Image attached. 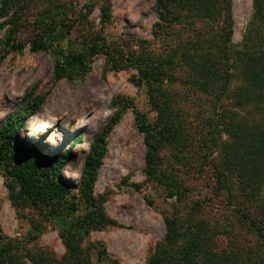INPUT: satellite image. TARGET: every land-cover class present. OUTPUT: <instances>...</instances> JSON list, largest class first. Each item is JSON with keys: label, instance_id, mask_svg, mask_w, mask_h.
<instances>
[{"label": "rangeland", "instance_id": "374dc122", "mask_svg": "<svg viewBox=\"0 0 264 264\" xmlns=\"http://www.w3.org/2000/svg\"><path fill=\"white\" fill-rule=\"evenodd\" d=\"M66 1L74 2L78 10L87 2ZM105 1L111 3L113 18L105 25L104 36L109 44L124 53L137 50L140 40L152 43L151 48L155 53L164 52L165 49L170 51L177 49L174 40L182 38L189 45L199 32L197 23L180 30L175 28L169 31V35L157 38V0H96L98 5L90 14L89 29L94 35L102 27L100 6ZM31 14L35 12L31 11ZM254 18L253 0H233L232 42L237 47L244 44V35ZM6 21L7 18H0V23ZM8 28L0 32V51L5 48ZM201 28L205 30L204 25ZM33 36V28L24 26L18 39L27 45L26 49L10 53L0 66V129L9 116L25 109L23 101L28 92L37 87L36 94H48L38 112L20 126L16 145L29 151L40 149L41 155L48 157L70 153L57 174V180L72 187V192L61 201L66 205V200L76 201L72 195L79 196L91 144L115 115V100L118 97L127 100L131 108L114 125L106 139V152L94 187V201L81 203L76 214H64L63 219L66 223L77 221L81 225L88 214L96 212V225L88 233H79L77 239L87 250L90 264H151L158 244L166 239V216L175 211L176 200L168 198L165 187L150 181L143 172L147 147L132 109L146 114L151 122L156 119L157 113L149 102L146 88H139L132 82L139 71L135 68L113 69L102 52L94 57L91 70L84 78L55 81L56 60L49 52L30 51L29 42ZM73 40L74 48L80 51L81 43L74 37ZM182 50L186 52L187 47L181 48L178 54ZM180 55L175 69L182 76L189 72L190 67L178 59ZM241 84L242 80L238 79L232 81L231 87L236 88ZM177 89L179 99L176 105L180 106L182 113L176 122L184 126V133L197 131L198 141L192 147H187L184 135H177L175 140L171 138L163 150L165 166L176 168L179 179L191 189L189 196L201 201L198 217L210 232L214 228L220 230L216 235L208 234V247L235 254L239 264H264V236L243 219L244 213H251L264 221L260 205L264 199V189L263 195L259 193L257 198H249L244 196L243 187L234 179L233 196L228 190L218 187L212 168L221 158L220 145L230 139L226 134L219 136L217 133V120L223 116L222 108L254 118L253 105L235 107V94L224 95L216 101L193 87L181 86ZM41 122L49 126L47 131L38 130ZM206 134L210 135L209 143ZM214 140L217 142L214 143ZM171 154H176V159ZM258 167V176L264 178V157ZM258 198L262 199L257 201ZM188 201L192 200L188 198ZM62 212L67 211L62 207ZM182 214L186 217L184 212ZM32 220L38 221L41 227H33ZM0 229L2 236L18 240L25 264H37L28 256H39L42 260L47 258L56 264H72L71 251L63 237L67 230L64 222L40 215L33 208L18 213L11 203L1 172ZM100 250L106 252L104 257L98 255ZM81 264H85V261Z\"/></svg>", "mask_w": 264, "mask_h": 264}, {"label": "trees", "instance_id": "16d2710c", "mask_svg": "<svg viewBox=\"0 0 264 264\" xmlns=\"http://www.w3.org/2000/svg\"><path fill=\"white\" fill-rule=\"evenodd\" d=\"M253 2L254 21L244 35V44L237 47L232 42L233 0H157V38L169 35V31L175 28L180 30L197 23L199 25V32L189 45L180 38L179 41L174 40L177 49H165L161 53H155L151 48L152 43L144 40L138 42L137 50H129L128 53L109 44L103 32L105 25L113 18L111 3L107 1L100 6L102 27L95 35L89 29L90 14L98 5L96 0H87L79 10L74 2L66 0L0 2V18H7L6 22L0 23V32L9 27L5 48L0 51V66L10 53L26 49L27 45L18 39V34L24 26L29 25L34 30V36L29 42L30 51L49 52L53 55L56 60L55 81L84 78L91 70L94 57L102 52L113 69L135 68L139 71L132 82L139 88H146L149 102L157 113L156 119L151 122L146 114L132 109L137 128L144 135L147 147L143 172L150 181L165 187L168 198L176 200L175 211L166 216V239L158 244L151 264H239L235 254L208 247V234L213 236L220 230L214 228L210 232L198 217L201 201L196 200L195 196H189L191 189L179 179L176 168L165 166L163 150L167 148L171 138L175 140L177 135L185 136L187 147H192L198 141L197 131L192 133L189 130L184 133V126L176 122L178 115L182 113L180 106L176 105L179 99L178 87H193L216 101L224 95L235 94V107L252 104L255 116L251 118L222 108L223 116L217 120V133L219 136L221 133L226 134L230 139L220 145L221 158L213 164V175L218 187L228 190L231 195L234 179L243 187L244 196L257 198L259 193L263 195L264 178H260L257 172L260 169L258 163L264 157V0ZM31 11L35 14H31ZM201 25H204L207 33ZM73 37L81 43L80 51L74 48ZM184 46L187 47L186 52L182 50V55L178 54ZM178 55L181 56L178 59H182L190 67L189 72L182 76L175 69ZM238 79L242 80V84L236 88L231 87L232 81ZM36 91L37 87L25 95V109L9 116L0 129V172L5 178L15 210L19 213L33 208L40 215L64 222L67 230L63 237L71 251L72 264H81L83 260L85 264H90L87 250L77 239L78 235L80 237V234L88 233L96 225V212L88 214L81 225L77 221L66 223L63 218L64 214H76L81 203L94 201V187L106 152L107 136L131 108L130 103L119 97L115 100V115L91 144L81 177L79 196L72 195L76 201L66 200V205H63L61 201L72 192V187L57 180V174L70 153L61 157H48L41 155L40 149L29 151L16 145V134L20 126L36 114L47 99L48 94H36ZM205 137L209 143L210 135L206 134ZM171 155L176 157V154ZM188 198L192 201L189 202ZM261 199L258 198L257 201ZM260 205L261 216L264 218V199L260 201ZM62 207L66 209V213L62 212ZM243 219L264 236V221L261 217L255 218L251 213H244ZM31 223L33 227H41L38 221L32 220ZM105 254L104 250L98 252L100 257ZM28 257L37 264H56L47 258L42 260L39 256ZM0 264H25L18 240L2 236L1 229Z\"/></svg>", "mask_w": 264, "mask_h": 264}, {"label": "bare ground", "instance_id": "6f19581e", "mask_svg": "<svg viewBox=\"0 0 264 264\" xmlns=\"http://www.w3.org/2000/svg\"><path fill=\"white\" fill-rule=\"evenodd\" d=\"M48 128H49V126L47 124L41 122L39 127H38V130L44 132V131H47Z\"/></svg>", "mask_w": 264, "mask_h": 264}]
</instances>
